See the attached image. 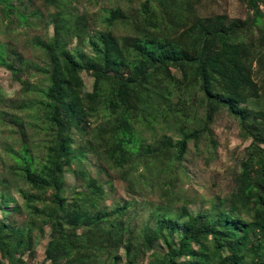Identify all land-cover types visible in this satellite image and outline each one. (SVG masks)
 Wrapping results in <instances>:
<instances>
[{
    "label": "trees",
    "instance_id": "obj_1",
    "mask_svg": "<svg viewBox=\"0 0 264 264\" xmlns=\"http://www.w3.org/2000/svg\"><path fill=\"white\" fill-rule=\"evenodd\" d=\"M80 1L0 0V69L22 94L0 88V264H264V0H240L246 19ZM20 29L44 30L37 58ZM224 113L250 141L227 193L191 174Z\"/></svg>",
    "mask_w": 264,
    "mask_h": 264
},
{
    "label": "rangeland",
    "instance_id": "obj_2",
    "mask_svg": "<svg viewBox=\"0 0 264 264\" xmlns=\"http://www.w3.org/2000/svg\"><path fill=\"white\" fill-rule=\"evenodd\" d=\"M106 4L101 2L96 4L88 0H81L78 5L79 9L89 12L90 15H100L102 8ZM107 6V5H106ZM198 12L201 16H210L214 14H227L230 18L246 19L248 12L242 5L240 0H203L198 7ZM44 30H25L20 29L16 35L19 48L24 52L25 56L31 59L37 58V51L29 47V41L35 35L43 34ZM53 30H50V34ZM83 78L86 83L87 90H92L93 78L83 73ZM34 81V80H33ZM0 88L2 93L8 98L21 97V87L11 79V74L5 69H0ZM214 131L218 141V149L215 158L213 160L199 159L196 162V168L191 172L192 176L200 179L203 183H207L209 186L216 184L214 188L219 192L220 190L227 193L230 189V184L233 175L236 173L238 167V161L243 156L245 149L249 146L250 141L244 140L240 136V129L236 121L233 120L228 114L224 113L217 120L214 125ZM1 166V165H0ZM1 168V167H0ZM67 178L71 183H75L74 177L71 174H67ZM118 197H127L125 184L121 181L116 182ZM214 187V186H213ZM200 191H202L200 189ZM20 204L23 203L21 197L14 193ZM117 196V195H116ZM155 200V197H151ZM141 200V198H140ZM192 210H198L199 205L191 206ZM48 243V237L42 238L37 244V259L36 262H41L44 259L45 248Z\"/></svg>",
    "mask_w": 264,
    "mask_h": 264
}]
</instances>
